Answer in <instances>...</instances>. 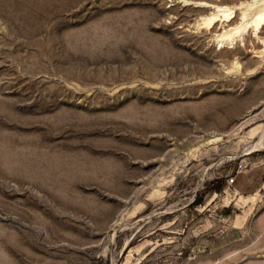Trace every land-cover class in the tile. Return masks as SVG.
<instances>
[{"label": "rangeland", "instance_id": "374dc122", "mask_svg": "<svg viewBox=\"0 0 264 264\" xmlns=\"http://www.w3.org/2000/svg\"><path fill=\"white\" fill-rule=\"evenodd\" d=\"M262 8L0 0V264H264Z\"/></svg>", "mask_w": 264, "mask_h": 264}, {"label": "bare ground", "instance_id": "6f19581e", "mask_svg": "<svg viewBox=\"0 0 264 264\" xmlns=\"http://www.w3.org/2000/svg\"><path fill=\"white\" fill-rule=\"evenodd\" d=\"M216 10H217L216 11L217 13L211 14L209 16L207 15V17H205V20L203 21V23H205L206 27H209L213 23L215 18L218 17V15H221V17L224 18L223 21L227 22L225 27H228V28L227 29L224 28L225 30L222 31L221 33H219L218 34L219 36H217V37H220L221 41L227 42L228 41L227 39L231 40L232 35H234L237 32H240V30L243 27H242V25H237V23H235L233 16H231L232 12L227 5L226 6L225 5H216ZM219 13H221V14H219ZM244 17L245 16H243L242 18H244ZM263 22H264V8L259 10L255 14L254 18L252 19V24H254V26L257 28H259L258 26H260V24ZM211 27H212L211 28L212 31H217V27H215V23H213ZM260 27L262 28V26H260ZM220 51L225 52V48L221 49Z\"/></svg>", "mask_w": 264, "mask_h": 264}, {"label": "trees", "instance_id": "16d2710c", "mask_svg": "<svg viewBox=\"0 0 264 264\" xmlns=\"http://www.w3.org/2000/svg\"><path fill=\"white\" fill-rule=\"evenodd\" d=\"M223 183H224V178L220 177V178L212 180L209 183V186L215 191H220ZM200 201H201V195H198V197L195 199V203H200Z\"/></svg>", "mask_w": 264, "mask_h": 264}, {"label": "built area", "instance_id": "2783aa9c", "mask_svg": "<svg viewBox=\"0 0 264 264\" xmlns=\"http://www.w3.org/2000/svg\"><path fill=\"white\" fill-rule=\"evenodd\" d=\"M239 166H240V165H239ZM233 180H234V178H230L228 181H229V183H232Z\"/></svg>", "mask_w": 264, "mask_h": 264}]
</instances>
